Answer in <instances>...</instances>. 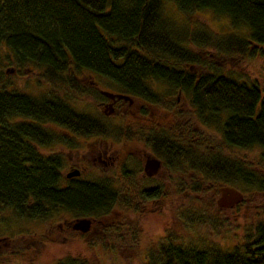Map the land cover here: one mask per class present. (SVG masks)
Instances as JSON below:
<instances>
[{"label":"trees","instance_id":"16d2710c","mask_svg":"<svg viewBox=\"0 0 264 264\" xmlns=\"http://www.w3.org/2000/svg\"><path fill=\"white\" fill-rule=\"evenodd\" d=\"M166 2L182 12L226 17L231 30L221 36L190 33L166 16ZM191 42L219 53L264 57V0H0V209L51 220L63 213L100 216L114 207L115 196L99 186L102 180L64 185L62 156L45 152L68 143V132L120 131L113 119L76 108L74 102L87 96L103 98L80 80L83 73L153 104L181 91L228 148H260L264 161V93L255 83L211 68L196 72L202 59L188 47ZM2 48L17 65L39 68L49 90L7 88ZM216 171L220 180L231 172L233 182L264 188L258 173L236 157L219 153ZM56 264L86 263L65 257ZM147 264H264V221L230 252L169 243Z\"/></svg>","mask_w":264,"mask_h":264},{"label":"rangeland","instance_id":"374dc122","mask_svg":"<svg viewBox=\"0 0 264 264\" xmlns=\"http://www.w3.org/2000/svg\"><path fill=\"white\" fill-rule=\"evenodd\" d=\"M164 11L166 16L190 33L221 36L231 30L226 17H216L208 10L182 12L175 4L166 2ZM188 47L202 59V64L194 67L196 72L211 68L222 74L239 77L248 83H255L264 93L262 55L219 53L210 47L201 48L193 42ZM2 55L4 56L2 70L5 72L2 79L6 82L7 88H15L30 94H40L49 90V85L40 76L41 70L35 65L29 63L17 65L6 48H2ZM89 79L88 75L87 80ZM100 88L108 89L104 83H100ZM162 90L160 89V92H164ZM169 96L165 98L175 101L177 94ZM96 101L105 102L100 104ZM180 101L183 102L184 97ZM74 103L80 111L94 115H102L101 111L104 110L109 111L107 108L109 101L99 96L96 98L87 96L85 100ZM104 118L119 122L120 117ZM197 125L203 136L216 149L219 148L222 153L243 160L264 180V161L260 156L262 151L260 148H228L223 143L218 128ZM52 148L46 149L45 152L54 151L55 147ZM125 149L130 151L132 146ZM62 152L69 154L65 149ZM233 185L246 194L247 201L231 210L221 209L216 212L217 214H211V210L206 207L207 195L201 193L200 196L188 198L182 211L178 207L179 201H172L168 215L162 212L146 215L140 219L139 225L142 228L136 237L130 235L123 239L104 234L99 222H96L85 236L72 231L66 223L62 229L57 228L58 222L74 221V217L68 213L51 220H27L15 216L9 209H0V264H56L65 257L77 258L86 264H147L157 251L155 247L158 242L166 236L169 238L168 241L172 240L176 244L210 243L222 251L230 252L236 245L250 239L255 232L256 224L264 221V188L248 186L243 181H234ZM200 214L203 215L199 217ZM113 245H119V248L110 247ZM150 245H153L154 249L149 252L147 249L151 248L148 247Z\"/></svg>","mask_w":264,"mask_h":264},{"label":"flooded vegetation","instance_id":"af4514ba","mask_svg":"<svg viewBox=\"0 0 264 264\" xmlns=\"http://www.w3.org/2000/svg\"><path fill=\"white\" fill-rule=\"evenodd\" d=\"M87 76L83 73L80 80L100 92V80L97 78L87 80ZM107 90L120 93L116 90ZM129 96L131 101L123 98L109 100L103 95L104 99L112 102L113 112L107 115L101 111V114L106 117H120L119 122L117 120V124H121L120 131L118 128L116 134L68 132L65 133L68 143H57L52 146L55 147L52 153L62 156L60 172L64 185L76 181L94 183L96 180H102L99 181V186L104 189L110 188L109 193L115 196V205L109 213L87 217L91 220L87 231L74 229L73 222L69 220L58 222L57 228L62 229L66 223L72 231L85 236L94 224L99 222L104 234L123 239L130 235L136 237L142 228L139 225L140 219L146 215L160 212L168 215L172 201H179L178 207L182 211L188 198L204 193L207 195L206 207L211 210V214H217L216 212L221 209L231 210L247 201L246 194L238 189L243 194L239 201L231 206L218 204L219 199L222 204H229L238 199L230 193L221 198L219 192L223 186L236 188L232 180L234 176L228 172L227 181L220 180L217 176L218 154H226L209 143L197 124L208 128L216 127L200 121L194 105L181 91H178L175 101L161 104ZM182 97L183 102L180 101ZM96 102L104 104L105 101ZM126 115L130 117H125ZM130 145L132 149L127 151L125 147ZM64 149L69 154L62 152ZM188 150L192 151L189 153L192 160L187 158ZM69 215L74 219L85 217ZM167 239L169 238L166 236L159 241L155 249L175 243ZM194 244L202 249L218 248L210 243ZM115 246L119 248V245L110 247L116 248ZM148 247H151L147 249L150 252L153 245Z\"/></svg>","mask_w":264,"mask_h":264},{"label":"water","instance_id":"95a60500","mask_svg":"<svg viewBox=\"0 0 264 264\" xmlns=\"http://www.w3.org/2000/svg\"><path fill=\"white\" fill-rule=\"evenodd\" d=\"M100 93L102 95L108 97L109 100H113L115 98H123V99H127V100L131 101V98H130L129 95L120 94V93L119 94L113 93V92H110L109 90H106V89H100ZM111 105H112V102L109 101V103L107 105V108L109 109V111L107 112V111L104 110L105 114L109 115V114H111L113 112ZM219 192H220V197L221 198L222 197H226L227 193H230L231 196L233 195L234 197H238V199L233 200L232 203H229V204H222V203H220L221 199H219L218 204L220 206H227V205L231 206L234 203H236L237 201H239L241 199L242 195H243L238 189H236V188H234L232 186L220 187ZM90 223H91L90 218H87V217L76 218L73 221V228L77 229V230H81V231H87L89 229V227H90Z\"/></svg>","mask_w":264,"mask_h":264}]
</instances>
